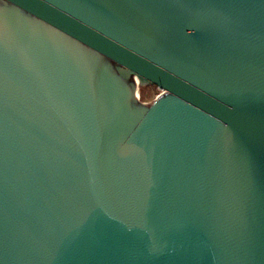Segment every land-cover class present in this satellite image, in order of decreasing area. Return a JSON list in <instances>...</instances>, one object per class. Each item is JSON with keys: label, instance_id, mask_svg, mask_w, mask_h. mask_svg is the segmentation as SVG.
Wrapping results in <instances>:
<instances>
[{"label": "water", "instance_id": "95a60500", "mask_svg": "<svg viewBox=\"0 0 264 264\" xmlns=\"http://www.w3.org/2000/svg\"><path fill=\"white\" fill-rule=\"evenodd\" d=\"M0 264H264V0H0Z\"/></svg>", "mask_w": 264, "mask_h": 264}, {"label": "rangeland", "instance_id": "374dc122", "mask_svg": "<svg viewBox=\"0 0 264 264\" xmlns=\"http://www.w3.org/2000/svg\"><path fill=\"white\" fill-rule=\"evenodd\" d=\"M157 87L141 88L140 97L143 101H151L157 94Z\"/></svg>", "mask_w": 264, "mask_h": 264}, {"label": "built area", "instance_id": "2783aa9c", "mask_svg": "<svg viewBox=\"0 0 264 264\" xmlns=\"http://www.w3.org/2000/svg\"><path fill=\"white\" fill-rule=\"evenodd\" d=\"M156 87H157V86H156ZM157 91H158V92H157V94L155 95V97H156V96H157L162 90H161L159 87H157ZM140 92H141V90L139 89V91H138V93H137V96H138L139 99H141V97H140V96H141V95H140Z\"/></svg>", "mask_w": 264, "mask_h": 264}, {"label": "trees", "instance_id": "16d2710c", "mask_svg": "<svg viewBox=\"0 0 264 264\" xmlns=\"http://www.w3.org/2000/svg\"><path fill=\"white\" fill-rule=\"evenodd\" d=\"M156 87L155 85H145L143 88Z\"/></svg>", "mask_w": 264, "mask_h": 264}, {"label": "flooded vegetation", "instance_id": "af4514ba", "mask_svg": "<svg viewBox=\"0 0 264 264\" xmlns=\"http://www.w3.org/2000/svg\"><path fill=\"white\" fill-rule=\"evenodd\" d=\"M141 88H143V87H140V90H141Z\"/></svg>", "mask_w": 264, "mask_h": 264}]
</instances>
